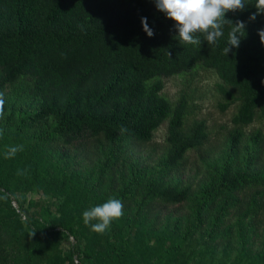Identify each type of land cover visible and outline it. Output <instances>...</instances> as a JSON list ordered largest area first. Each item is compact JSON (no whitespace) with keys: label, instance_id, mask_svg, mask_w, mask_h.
Returning a JSON list of instances; mask_svg holds the SVG:
<instances>
[{"label":"trees","instance_id":"1","mask_svg":"<svg viewBox=\"0 0 264 264\" xmlns=\"http://www.w3.org/2000/svg\"><path fill=\"white\" fill-rule=\"evenodd\" d=\"M255 2L226 14L246 24L226 56L227 26L214 45L203 34L181 44L155 0H0V264H264ZM198 68L217 77L219 109H234L216 149L206 121L189 122L192 95H166L167 79ZM163 126L161 156L136 157ZM191 152L198 167L184 181ZM110 198L123 215L92 231L83 212Z\"/></svg>","mask_w":264,"mask_h":264},{"label":"clouds","instance_id":"2","mask_svg":"<svg viewBox=\"0 0 264 264\" xmlns=\"http://www.w3.org/2000/svg\"><path fill=\"white\" fill-rule=\"evenodd\" d=\"M156 7L163 12L168 19L175 22V29L178 31V39L181 44L199 45L201 43L197 34H203L209 45H214L224 36V29L227 26L228 37L223 54L228 56L232 47L238 48L243 37L246 24L244 21H233L226 19L228 12L243 11L246 7L245 0H155ZM254 7L256 12L249 16L254 21L260 14H264V0H256ZM144 31L149 37L154 35L153 30L147 23V18H142ZM260 42L264 44V29L258 30ZM3 93H0V116L4 111ZM126 131V129H121ZM23 146L10 147L5 153V158L15 156L22 151ZM22 175V172H18ZM123 215V204L119 199L110 198L107 202L94 206L83 212V221L86 226L97 233H103L110 227L113 220ZM97 221L96 223H92ZM35 233H32L34 235Z\"/></svg>","mask_w":264,"mask_h":264},{"label":"rangeland","instance_id":"3","mask_svg":"<svg viewBox=\"0 0 264 264\" xmlns=\"http://www.w3.org/2000/svg\"><path fill=\"white\" fill-rule=\"evenodd\" d=\"M217 81V77L213 73L202 68H198L192 74L190 73L179 78L166 80V95L169 98L175 99L183 89L192 95L191 103L193 114L189 122H192L194 119L206 121L208 129L212 134L210 148L214 149L223 141L226 135L225 129L230 126L234 113V109H230L225 113L219 109V96L215 89ZM165 132L166 126H163V128L156 132L154 142L149 146L136 149V157L146 159L148 163H154V160L161 156L165 148ZM153 150L155 153H153ZM153 158L155 159L151 160ZM198 161L199 157L197 153L191 152L188 167L181 179L186 181L190 176H194L198 167ZM35 198H38V196H35ZM14 205L16 207V203ZM76 243L77 241L75 239V245ZM224 260L226 264H234V256L232 258L225 257ZM242 264L244 263L242 262Z\"/></svg>","mask_w":264,"mask_h":264},{"label":"built area","instance_id":"4","mask_svg":"<svg viewBox=\"0 0 264 264\" xmlns=\"http://www.w3.org/2000/svg\"><path fill=\"white\" fill-rule=\"evenodd\" d=\"M25 219V217H24ZM69 245L74 246L75 245V238L73 236L69 237ZM75 264H84L79 259L75 257Z\"/></svg>","mask_w":264,"mask_h":264}]
</instances>
